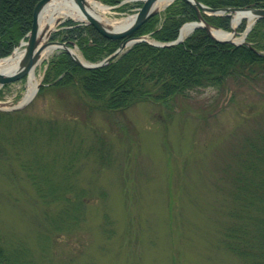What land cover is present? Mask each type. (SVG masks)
<instances>
[{
	"label": "rangeland",
	"instance_id": "374dc122",
	"mask_svg": "<svg viewBox=\"0 0 264 264\" xmlns=\"http://www.w3.org/2000/svg\"><path fill=\"white\" fill-rule=\"evenodd\" d=\"M138 1L104 3L101 15L125 18ZM67 18L85 22L58 16L48 40ZM57 50L38 64V82ZM43 86L17 109L25 76L0 86V247L9 264H264V251L229 245L254 246L264 224V192L254 185L264 162L241 161L264 133V76L117 111H90L72 87Z\"/></svg>",
	"mask_w": 264,
	"mask_h": 264
},
{
	"label": "trees",
	"instance_id": "16d2710c",
	"mask_svg": "<svg viewBox=\"0 0 264 264\" xmlns=\"http://www.w3.org/2000/svg\"><path fill=\"white\" fill-rule=\"evenodd\" d=\"M37 1L0 0V57L8 55L19 40L26 37L31 28L32 11ZM101 1L115 4L120 0ZM199 1L213 8L264 7V0ZM126 4L123 3L120 7ZM202 14L209 24L230 28V15ZM195 18V11L188 2L173 0L165 7L162 16L158 13L150 16L134 34L148 33L158 41H169L176 38L184 21ZM59 25L60 28L52 33L51 38H59L69 45L76 44L84 58L90 61H97L108 55L120 41L105 37L92 25L79 23L71 18L63 20ZM244 25L243 19L238 29H243ZM246 41L241 44L219 41L209 36L203 27H197L182 41L171 45H154L147 40H139L106 64L94 68L80 66L68 52L59 50L47 61L42 81L47 87H72L79 102L90 111L124 110L141 100L153 98L165 101L173 94H184L189 89L223 84L230 77H245L250 80L264 76V52H261L264 50V16L255 20L247 33ZM44 87L41 85L38 92ZM46 122L49 124L45 123L47 131L52 132L56 124L53 121ZM42 124V120L37 121L38 126ZM261 139L259 143L252 141L247 145L246 155L241 160L251 168L264 162V133ZM35 173L29 172L28 176L35 184V190L41 193V180L37 179ZM235 175L234 185L239 189V186L245 187L244 183H240L245 180L244 176ZM254 185L264 192V181L255 182ZM258 187L254 186V189L257 191ZM232 193L240 195L237 189ZM233 229L234 227L230 230ZM258 232L261 235L260 240L254 246H249L246 242L229 245L239 253L249 256L255 248L263 252L264 224ZM0 264H9L2 247Z\"/></svg>",
	"mask_w": 264,
	"mask_h": 264
},
{
	"label": "water",
	"instance_id": "95a60500",
	"mask_svg": "<svg viewBox=\"0 0 264 264\" xmlns=\"http://www.w3.org/2000/svg\"><path fill=\"white\" fill-rule=\"evenodd\" d=\"M49 0H38L33 8L32 11V24L29 32L27 33V39L24 41L22 40L19 44H24V52L20 61V66L17 70L9 73V74H3L0 72V85L11 82L17 79L22 78L27 74V72L31 69V67L37 62V59L39 58V54L43 47L47 45L48 43H56L57 47H61L65 49L73 58V60L78 63L79 65L85 67V68H93L98 67L101 65H104L107 63L112 57L123 51L125 46L140 40L144 39L143 35L135 36L134 32L145 22L150 16H152L156 12V8L154 7L155 0H143L141 6L139 9L134 13L132 19L125 25H122L119 28H114L111 26H108L107 24L102 23L99 21L93 14H91L89 11L85 9V0H76L79 7L83 10L84 18L89 24H91L100 34H102L105 37L108 38H120V42L118 47L109 55H107L105 58L97 61V62H89V61H81L79 57L73 52L71 47H69L65 42L59 41V40H43V34L39 32V26H38V17L43 10L44 6ZM187 1L194 9L196 13L197 20L191 21L194 22V26L192 29L202 26L205 31L214 39L220 40V41H232L235 43V41L231 39H220L215 36H213L210 32V24L206 22V20L203 18L201 11L204 12H210V13H227L229 14L232 11L235 10H247L251 13L252 17H262L264 16V8L263 7H246V6H226V7H218L213 8L208 5H205L204 3L200 2L199 0H185ZM47 36L49 35L46 33ZM183 38L180 37V32L178 36L171 41H168L166 43H158L155 42V44L159 45H171L173 43L181 41ZM243 39L240 41L242 42ZM40 86V83H37L36 90ZM24 102L21 104L14 106L12 108H18L23 105Z\"/></svg>",
	"mask_w": 264,
	"mask_h": 264
},
{
	"label": "bare ground",
	"instance_id": "6f19581e",
	"mask_svg": "<svg viewBox=\"0 0 264 264\" xmlns=\"http://www.w3.org/2000/svg\"><path fill=\"white\" fill-rule=\"evenodd\" d=\"M170 1L171 0H155L154 7L158 8L165 6ZM84 4L85 9L93 14L99 21L114 28H119L122 25L127 24L133 17L132 15H128L127 17L118 20L105 19L102 17L101 13L107 10V5L98 0H85ZM58 16H70L76 19H83L84 13L76 0H49L44 6L43 10H41L38 17L39 32L44 33L43 40L47 41L48 37L46 33H48V31L55 25ZM243 17L247 18V26L249 27L253 21L251 13L247 10H235L232 12L231 29L210 26V32L213 36L220 39H231L236 42L240 41L243 36L237 37L233 30ZM193 26L194 22H186L183 24L180 30V37L184 38L185 35H187L192 30ZM55 49H57L56 43H48L41 50L37 62L31 67L25 76L26 89L20 102L27 101L35 93L38 83L36 68L42 59L51 54ZM73 51L79 57V59H81V61H84L83 57L78 52L75 50ZM23 52L24 45H21L15 48L11 54L5 57H0V72L3 74H9L17 70L20 66Z\"/></svg>",
	"mask_w": 264,
	"mask_h": 264
}]
</instances>
